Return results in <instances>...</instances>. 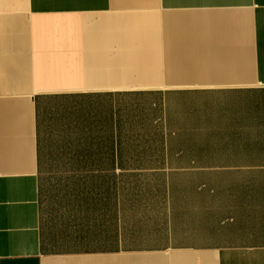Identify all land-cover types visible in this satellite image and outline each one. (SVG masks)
<instances>
[{"label": "crops", "instance_id": "0c3cea01", "mask_svg": "<svg viewBox=\"0 0 264 264\" xmlns=\"http://www.w3.org/2000/svg\"><path fill=\"white\" fill-rule=\"evenodd\" d=\"M144 96L172 167L218 177L131 231L107 146ZM0 264H264V0H0Z\"/></svg>", "mask_w": 264, "mask_h": 264}, {"label": "rangeland", "instance_id": "374dc122", "mask_svg": "<svg viewBox=\"0 0 264 264\" xmlns=\"http://www.w3.org/2000/svg\"><path fill=\"white\" fill-rule=\"evenodd\" d=\"M147 96L141 97L140 109L130 110L125 115L127 117L135 115L142 128L128 129V143L107 146V156H120L123 160L108 163L111 170L108 171L109 176V192L110 200L129 201L132 205L140 201L141 205H148L150 212L148 215L141 216L140 223L120 226L121 228L131 229V231H148L159 227L157 222L167 220L172 212H175L177 204L172 198H176L173 190L175 183L179 181H195L207 178H217L216 173L209 175L197 170L190 163L195 161L197 157H190L188 168L184 167L187 158L178 157L172 159L168 157L169 148L166 142L165 127H155L150 125L153 119V112L149 110L146 104ZM129 124V123H127ZM112 134L113 131H108ZM109 169V168H108ZM192 191V190H190ZM156 221V222H155ZM166 223V222H165ZM163 224V223H162ZM160 223V229H162ZM205 224H199L203 227Z\"/></svg>", "mask_w": 264, "mask_h": 264}]
</instances>
